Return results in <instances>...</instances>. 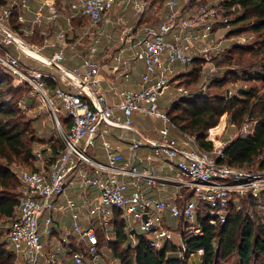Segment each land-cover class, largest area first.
<instances>
[{"label":"built area","instance_id":"1","mask_svg":"<svg viewBox=\"0 0 264 264\" xmlns=\"http://www.w3.org/2000/svg\"><path fill=\"white\" fill-rule=\"evenodd\" d=\"M241 13L227 0L0 4V66L14 86H29L49 106L60 140L35 151L42 160L57 146L48 164L14 171L20 192L6 240L19 256L32 253V264H109L103 247L116 240L120 219L133 247L144 238L186 262L205 253L191 245L205 232L201 219L224 225L234 208L256 213L264 224V153L256 163L234 165L224 151L236 137L253 136L258 122L247 117L228 140L222 139L227 125L214 136L209 129L205 140L213 147L207 149L160 103L164 95L171 105L206 92L217 79V61L244 40L231 34ZM196 67L207 81L192 93L183 82ZM136 117L150 120L157 137L137 126ZM126 133L138 162L126 159L119 144ZM143 161L148 165L141 169ZM160 161L177 176H161L154 166ZM162 184L178 189L171 200L148 196ZM55 213L69 224L57 227ZM169 219L178 220V243Z\"/></svg>","mask_w":264,"mask_h":264},{"label":"trees","instance_id":"2","mask_svg":"<svg viewBox=\"0 0 264 264\" xmlns=\"http://www.w3.org/2000/svg\"><path fill=\"white\" fill-rule=\"evenodd\" d=\"M5 1L0 0V4ZM227 1L237 4L242 10L236 24L247 23L244 26L247 29L264 34V0ZM240 29L241 27L236 29L235 33H239ZM262 43L264 47V39ZM194 70L193 77L197 79L198 67ZM252 75H256L264 86V65L260 73L253 72ZM226 80L227 78L213 84L222 88ZM263 91L264 87L259 90L252 86L243 91L241 96L214 95L210 98L197 95L174 103L170 114L181 130L197 135L200 144L207 149H212L213 143L206 141L205 137L211 128L213 136L224 129L225 117L219 123L224 114L230 115L231 123L239 128L247 117L257 121L253 136H238L224 149L230 164H252L264 153ZM24 93L25 88H15L12 77L0 66V220L11 219L18 203V194L14 192L17 186L16 175L11 167L14 158L26 163L33 156L27 139L29 125L17 101L12 102V99H21ZM9 96H12L11 100H8ZM190 105L194 106L193 110L189 109ZM218 124L220 125L215 128ZM201 221L205 232L191 240V245L204 248L202 264H218V261H227L235 254L238 255L240 264H254L256 255L264 256V224L256 213L249 214L246 210L238 211L233 208L224 225H210L208 217ZM116 227L117 238L108 244L123 264H186L185 261L167 257L165 252L151 248L144 238L137 247H133L127 241L124 222L117 219ZM6 246L0 233V264H14L15 254L7 251ZM119 247L123 248L121 252Z\"/></svg>","mask_w":264,"mask_h":264},{"label":"rangeland","instance_id":"3","mask_svg":"<svg viewBox=\"0 0 264 264\" xmlns=\"http://www.w3.org/2000/svg\"><path fill=\"white\" fill-rule=\"evenodd\" d=\"M160 3H162L163 0H159ZM247 23H240L236 24V29L240 28L239 34L244 37V40H241L238 45H231L229 48V51L227 55L223 58L217 61V70L215 72V78H217L214 81H210L206 92L200 96L202 97H213L214 95H227L228 91H231L229 93L230 97H234V94L237 95V92L240 88H251L258 87L259 90L263 89V85L258 81L257 76H253V72L260 73V71L263 69L264 65V47H263V39L264 34L251 31L247 29L246 26ZM244 27V28H242ZM231 34H235L233 31ZM1 40V37H0ZM229 55V56H228ZM36 64V63H35ZM206 74H199V77L196 78H188L184 80L183 86L186 87L189 91L192 93H198V88L203 84L206 83L207 80H205ZM224 83V86L218 87L216 84H213V82H218L219 80L226 79ZM213 84V85H212ZM182 85V84H181ZM15 88H25V93L23 94L22 98L20 99H12L13 101H17L18 107L22 109L23 114L25 115V121H27L30 133L28 134V146L32 149L33 156L30 158V160L26 163H24L22 160L15 159L11 164V167L13 171H17L19 168H36L40 163H47L50 162L52 157L56 153L57 146L60 144V140L56 137L57 127L56 123L53 119V114L49 108L48 105H45L42 100L40 99V96L36 95L32 92V89L29 86L19 85L14 86ZM50 95L52 92L49 93ZM199 96V97H200ZM12 96H9L8 100H11ZM168 95L162 96L160 103L161 106L164 108H167L170 104V101L168 100ZM200 99V98H199ZM190 110L194 109V106H189ZM65 114V113H64ZM62 120H64V115H60ZM227 127L223 136V140H227L230 137H233L239 127L231 123L230 115L227 114ZM221 122V118H220ZM219 122V123H220ZM151 125V123H150ZM219 125V124H218ZM217 125V126H218ZM53 139H56L57 146L54 147V152L50 154L49 151H47L44 155V159L37 160L35 156V151L40 149H45L47 144L51 145V142ZM85 147V146H84ZM99 154H102V151L98 150L96 151ZM91 155L95 156V153L90 152ZM52 155V157H51ZM49 160V161H48ZM15 178L17 181V186L14 190L16 194L19 195L20 192V181L18 179L17 174L15 173ZM12 220L11 219H2L0 220V233H2L3 240L7 243V251L13 252L15 254V262L14 264H32L34 261V256L32 253H29L27 256H19L8 244L7 242V233L9 231V228L11 227ZM173 229L175 230V236L174 241L176 243L179 242V226H178V220H173ZM103 244H106L105 241H102ZM103 249L106 251L107 254V260L109 264H123L122 260L120 258H117L111 250L110 247L104 246ZM109 249V250H108ZM120 252L123 250L122 247H119ZM72 261L71 259H69ZM203 258L202 257H195L188 261H186V264H202ZM254 264H264V256L263 255H256L254 260ZM41 264V261L38 263ZM218 264H240V260L237 254L231 256L227 261H218Z\"/></svg>","mask_w":264,"mask_h":264},{"label":"crops","instance_id":"4","mask_svg":"<svg viewBox=\"0 0 264 264\" xmlns=\"http://www.w3.org/2000/svg\"><path fill=\"white\" fill-rule=\"evenodd\" d=\"M35 4V3H33ZM173 104L169 105L167 107V109L170 111L171 107H172ZM225 117V120H227V116H223ZM222 120V119H221ZM222 122V121H221ZM220 122V123H221ZM136 123H137V126H145L148 128V134L151 135V136H155L157 137V134L152 130V126L150 125V120H143L142 118H139V117H136ZM152 124V123H151ZM227 125V121L225 123ZM220 125V124H219ZM218 125V126H219ZM225 125V126H226ZM218 126H216L215 128H217ZM227 127V126H226ZM225 128V127H224ZM213 129V128H212ZM225 133V132H224ZM173 134L177 137H181L179 135L178 132L174 131ZM132 136V133H126V140L125 142L123 141H120L119 144H121V148L123 149V153L126 157V159H130L132 162H138V158L136 157V153L130 151L128 149V144H129V139L130 137ZM224 136V134H223ZM223 136H222V139H223ZM228 140V139H227ZM142 154L144 153H147V150H144L141 152ZM52 157V155H51ZM42 165H44V163H40V165H38L36 168L38 167H41ZM148 165L147 161H143L142 163L139 164L140 168H145L146 166ZM154 166L157 168L158 170V173L161 175V176H165V175H168V176H172V177H175L177 176V171H172L167 163L163 162V161H160V162H156L154 163ZM126 180H129V178H126ZM142 187L145 188V185H142ZM141 187V188H142ZM136 189L135 188H130V192H133L135 191ZM178 191V189L174 186V185H170V184H162L160 185L159 187H155V188H150L147 190V194L148 196L150 197H153V198H162V199H166V200H171L173 198V196L176 194V192ZM75 190L74 189H70L69 190V193L70 195H74L75 194ZM90 193L92 195L96 194L95 190H91ZM64 201V198L62 197L60 199V202H63ZM55 219H56V226L57 227H61L63 226L64 224H69V220H68V217L61 214V213H55ZM169 222L172 224V219H169ZM173 225V224H172ZM104 250V249H103ZM109 250V249H108ZM104 253L107 257V254H106V251L104 250ZM67 264H74L72 261L70 260H67L66 262Z\"/></svg>","mask_w":264,"mask_h":264},{"label":"water","instance_id":"5","mask_svg":"<svg viewBox=\"0 0 264 264\" xmlns=\"http://www.w3.org/2000/svg\"><path fill=\"white\" fill-rule=\"evenodd\" d=\"M145 218L147 219V216H145Z\"/></svg>","mask_w":264,"mask_h":264}]
</instances>
